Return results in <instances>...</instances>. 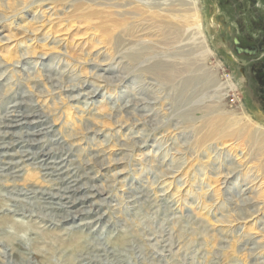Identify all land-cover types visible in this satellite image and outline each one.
<instances>
[{
	"label": "rangeland",
	"instance_id": "rangeland-1",
	"mask_svg": "<svg viewBox=\"0 0 264 264\" xmlns=\"http://www.w3.org/2000/svg\"><path fill=\"white\" fill-rule=\"evenodd\" d=\"M84 2L75 6L74 0H0V77L5 76L0 89V114L21 92L32 96V104L46 117L59 140L58 145L49 142L53 146L43 152L73 151L67 159L75 167L76 178L106 191L103 199L98 198L104 200L103 207L96 208L90 218L62 223L66 212L88 209L76 206L59 211L52 204L57 200H43L42 193L61 195L63 183L56 178L47 181L48 177L30 167L12 182L0 176V264H13L6 252L10 243L18 244L24 257L37 254L33 264H264V175L254 168L256 161L243 165L252 148L240 147L230 139L216 140L210 134L222 116L256 113L246 95L251 82L247 78L243 81L245 69L241 67L245 60L232 58L227 41L232 23L226 26V32L222 30L228 15L222 23L214 0ZM145 58L176 67L180 75H175L174 86H184L187 78L196 77L197 87L189 88L185 116L175 115L165 98L170 85L161 88L164 94L143 78V65L139 63ZM118 61H123L127 81L107 85L94 80V75L104 73L101 69L115 66ZM120 68L105 75H120ZM43 69L52 72L53 81L43 77ZM82 82L102 86L98 97L71 102L66 97L78 93L60 92L65 85ZM90 89L88 85L84 91ZM132 95L155 100L157 122L147 118L149 122L145 123L144 112L124 114L123 105ZM259 110L264 113V109ZM255 120L264 123V119ZM138 135L147 141L140 149L128 140ZM118 145H124V149ZM63 152L58 153L60 157ZM224 159L242 165L245 171L241 174L250 167L252 174L236 175L230 180L211 174L212 167L219 171L224 166ZM234 192L253 203L254 213L245 219L239 220L232 211L229 199L235 200ZM85 195L76 193L73 198ZM80 223L86 226L74 228ZM250 247L254 253L249 252Z\"/></svg>",
	"mask_w": 264,
	"mask_h": 264
},
{
	"label": "bare ground",
	"instance_id": "bare-ground-1",
	"mask_svg": "<svg viewBox=\"0 0 264 264\" xmlns=\"http://www.w3.org/2000/svg\"><path fill=\"white\" fill-rule=\"evenodd\" d=\"M50 1V0H49ZM65 1V0H62ZM75 3L73 5L75 6H81L83 5L85 2L84 1H88L90 3H93L94 0H74ZM95 1H100V0H95ZM108 1V0H107ZM118 1V0H115ZM139 1V0H138ZM68 2V1H67ZM103 2V1H102ZM105 2V1H104ZM114 2V1H113ZM130 2V1H129ZM100 3V2H99ZM106 3V2H105ZM116 3V2H115ZM114 3V4H115ZM158 3V2H157ZM102 4V3H101ZM108 4V3H107ZM110 4V3H109ZM112 4V2H111ZM110 4V6H111ZM119 4V3H118ZM152 4V3H151ZM161 4V2H160ZM69 5V4H68ZM72 5V4H71ZM104 5V4H103ZM123 5V4H122ZM70 6V5H69ZM102 6V5H101ZM127 6V5H125ZM130 6V5H129ZM134 6V5H131ZM142 6V5H141ZM105 7V5L103 6ZM102 7V8H103ZM108 7V6H107ZM114 7V6H113ZM119 7V6H118ZM112 8V7H110ZM131 8V7H130ZM145 8V7H144ZM161 9L160 7H156ZM163 8V7H162ZM83 9V8H82ZM107 9V8H105ZM104 9V10H105ZM136 9V8H135ZM155 9V8H153ZM103 10V11H104ZM119 10V9H118ZM158 10V9H157ZM113 12V10H111ZM127 11V10H124ZM132 11V10H130ZM136 11V10H135ZM109 12V11H108ZM129 12V11H128ZM154 12V11H152ZM158 12V11H157ZM145 13V12H144ZM155 13V12H154ZM117 14V13H116ZM132 13H130L131 15ZM134 14V13H133ZM142 14V13H140ZM139 14V15H140ZM148 14V13H147ZM145 15V14H144ZM126 17H128L127 15H124ZM142 16V15H141ZM131 16H129L130 18ZM140 17V16H139ZM226 20L228 18V16H225ZM40 19V18H39ZM124 19V18H123ZM132 19V18H131ZM121 21V20H120ZM146 24V23H145ZM126 25V24H125ZM131 25V24H130ZM139 27V26H138ZM141 27V26H140ZM127 28H125V32H126ZM130 30V29H128ZM145 30L144 28L141 30L143 31ZM136 31V30H135ZM134 31V32H135ZM124 32V33H125ZM144 32V31H143ZM129 33V32H128ZM137 33V32H136ZM133 34V32H132ZM118 42V41H117ZM156 45V44H155ZM162 45V44H160ZM146 46V45H145ZM148 46V45H147ZM158 46L156 45V48ZM116 48V47H115ZM144 48V47H143ZM142 49V48H141ZM159 49V48H158ZM138 50V49H137ZM143 50V49H142ZM150 50V48H149ZM116 51V50H115ZM150 52V51H149ZM153 53V52H151ZM116 55V53H114ZM150 54V53H149ZM232 54V58L235 60H240L239 58H236V56ZM121 55V54H120ZM141 55V54H140ZM143 55V54H142ZM145 55V52H144ZM143 55V56H144ZM167 55V54H166ZM136 56V55H134ZM133 56V57H134ZM150 56V55H149ZM154 56V55H152ZM151 56V57H152ZM158 56V55H157ZM156 56V57H157ZM114 57V56H113ZM122 57V56H120ZM148 58V57H147ZM161 58V57H160ZM164 58V57H163ZM166 58V57H165ZM169 58V57H168ZM121 59V58H120ZM146 59V58H145ZM157 59V58H156ZM180 59V57H179ZM179 59L177 61H179ZM123 60V59H122ZM128 60V59H127ZM135 60V59H134ZM162 60V59H161ZM165 60V59H164ZM163 61V60H162ZM160 60H152V58L150 60H145L142 61L141 63H139V65H143V67H139L141 69V72L143 71V75L145 79L149 80L150 86H152L154 89H160L163 90L165 89L167 86L170 85L169 89H168V93L167 96L165 97L166 100H169V106L172 110V112H176L175 115L180 114L182 117L185 116V113L187 111V109H185L184 107L187 105L188 101L190 100V96H189V88L191 87L194 88L196 86V77L193 76L192 78H187L188 80H186V82L184 83V86H177V85H173L174 83V77L176 74H178L177 68L171 65H168L170 63H164ZM183 61V60H181ZM123 61H118L116 63L115 66H110L106 69H101L102 72H104L103 74H99V75H94L93 78L94 80L100 82V83H104L107 85H113L114 83H121L124 80L127 81L125 74H127L124 71V65H121ZM169 62V61H167ZM174 62V61H173ZM184 62V61H183ZM187 63V61H186ZM194 63V62H193ZM134 65V64H133ZM182 65V64H181ZM189 65V64H187ZM193 65V64H192ZM123 66V68H122ZM179 66V65H178ZM183 66V65H182ZM121 67V68H120ZM129 67V66H127ZM131 67V66H130ZM180 67V66H179ZM16 68V66H15ZM51 68V67H50ZM118 68H120L122 70V72H120V75L118 74L115 77H111L109 75H105V74H112L115 73L116 71H118ZM191 68V67H190ZM200 68V67H199ZM1 69V66H0ZM53 69V68H51ZM134 69V68H133ZM139 69V70H140ZM197 69V68H196ZM127 70V69H126ZM136 70V69H135ZM134 70V71H135ZM181 70V69H180ZM183 70V68H182ZM185 70V69H184ZM193 70V69H192ZM200 70V69H199ZM54 71V70H53ZM133 71V72H134ZM196 71V70H195ZM66 72V71H65ZM128 72V70H127ZM45 73V74H44ZM51 73L50 71H44L43 69V77L45 76L47 78V81L51 82ZM63 73V72H62ZM130 73V72H129ZM140 73V72H139ZM182 73V72H181ZM61 74V73H60ZM59 76H63L64 78L67 77L68 75H60ZM72 74V73H71ZM189 74V73H187ZM198 74V73H197ZM4 75V74H3ZM128 75V74H127ZM140 75V74H138ZM137 75V76H138ZM180 75V73L178 74ZM8 76V75H7ZM131 76V75H130ZM136 76V77H137ZM184 76V75H183ZM191 76V75H190ZM40 77V76H39ZM71 77V76H70ZM2 78V79H1ZM77 78V77H76ZM178 80V77H176ZM182 78V75H181ZM36 79V78H35ZM63 79V78H62ZM69 79V78H68ZM78 79V78H77ZM138 79V77H137ZM5 80V76L3 78V76L0 77V89L1 87L4 86V81ZM9 79H7L8 82ZM54 80V79H53ZM52 80V81H53ZM134 80L132 79L131 82H133L134 84ZM32 81V80H31ZM59 81V79H58ZM57 81V82H58ZM138 81V80H137ZM185 81V80H183ZM56 82V83H57ZM9 83V82H8ZM18 83V81H17ZM62 82H59V84ZM80 83V82H79ZM136 83V82H135ZM176 83V82H175ZM54 84V83H53ZM138 84V83H136ZM148 84V85H149ZM200 84V83H199ZM58 85V83L56 84ZM91 87V89L89 91H84L85 88ZM145 85V84H144ZM143 85V86H144ZM18 86V85H16ZM35 86V85H34ZM65 85L64 90H60L64 91V92H69L70 94L72 93H78V95L76 96H71L70 99L68 98V101H78L81 99L84 100H94L96 97H98L99 92H100V86H97V83L95 86H91L90 84H85L84 82L81 83V85H69L67 86ZM117 86V84L115 85ZM159 87V88H158ZM197 87V86H196ZM250 86H248L247 88H249ZM132 88V87H131ZM163 88V89H161ZM5 89V88H3ZM34 89V88H33ZM138 89V88H136ZM156 89V91H157ZM166 89V91H167ZM142 90V89H140ZM133 91V90H132ZM193 91V90H191ZM6 92V91H5ZM38 92V91H36ZM52 92V91H51ZM55 92V91H54ZM83 92V93H82ZM129 92V91H128ZM127 92V93H128ZM199 92V91H198ZM59 93V91H58ZM164 93V90L163 92ZM6 94V93H5ZM69 94V95H70ZM139 94V93H137ZM146 94V93H145ZM149 94V93H148ZM147 94V95H148ZM151 94V93H150ZM165 94V93H164ZM44 95V94H43ZM52 95V93H51ZM127 95V94H126ZM153 95V94H152ZM155 95V94H154ZM153 95V96H154ZM42 96V95H41ZM151 96V95H150ZM160 96V94H159ZM158 96V98H159ZM196 96V95H195ZM193 95V98L195 97ZM32 97V96H31ZM31 97L29 95H26L25 93L18 94L17 100L14 102H9L7 107H4L3 109V113L0 114V176L1 177H7L9 178L8 180L11 179V182L14 180H18L19 178L22 177L21 173L25 171V169L27 167H30L31 169L34 170H38L37 174H40V176L42 175L43 177H48L49 180L47 181H55V179H51V178H56L58 180V182L63 183L64 187L62 191L61 195H54L51 193L45 194L42 193L44 196L45 201H56L57 203L53 205H56V207H54V209L59 210V211H63L64 209L67 208H75L76 206H81V208L87 207L88 209L83 210H77L75 212H66L67 216L63 217L62 223H67V221H71L73 222V219H78L81 217H85V218H90V216L96 212V208L97 210H99V208L103 207V202L104 200H100L98 198H100L101 196H103V194L106 192L104 191V189H99L94 185H89V184H82L83 182H81L80 179H77L76 175L77 172L75 171V167L72 168V164L70 163V160L67 159V157L71 156L72 152L71 150H66V152H63L64 150L62 149L61 151H59L58 153H64V155H62L63 157H60V154L56 153L55 151L53 152L52 149H49L46 152H43L50 144L49 142H51L53 145H58L59 140L55 139V135H53V131L51 130V127L49 126V123L47 122V119L44 115H42L39 111V109L37 108L36 105L32 104V101L30 100ZM37 97V96H36ZM35 97V98H36ZM45 97V95L43 96ZM155 97V96H154ZM12 98V97H10ZM157 98V97H156ZM157 98V99H158ZM2 99V95L0 92V100ZM41 99V98H39ZM120 99V98H119ZM125 99V98H124ZM127 99V98H126ZM160 99V98H159ZM158 99V100H159ZM164 99V98H163ZM202 99V98H201ZM5 100V99H4ZM164 99V101L167 103ZM116 101V100H115ZM155 100L152 99V101L150 100V98L148 99H141L138 98L134 95L130 96V99H127V102H125L126 104L123 105L124 107V114L125 115H129V116H133L134 114H136L137 112H144L145 115H142L143 121L145 123L149 122V121H156V114L153 113V106H154V102ZM195 102V101H194ZM198 102V101H197ZM200 103V102H198ZM197 103V104H198ZM10 104H12L10 106ZM148 106H151L150 108H148ZM156 106V105H155ZM157 107V106H156ZM195 107V106H194ZM121 108V107H120ZM121 108V109H123ZM159 108V107H158ZM162 108V106H161ZM191 108V107H190ZM253 111H255V114H252L250 112H243L241 115L242 116H237V115H232V116H222L221 119L219 120L218 123H215V120L213 121L216 126L214 130H211L210 134H212L215 139L217 140H226V139H230L237 141L238 142V146H246V147H250V151L251 148L253 149L252 153L250 156H248V159L246 160V164L244 163L243 165H246L251 162V161H256V163L254 165L257 164L256 170L260 171V173H262V175H264V123L262 124L260 121L258 122L257 120H255V118L257 117L258 119H264V113H262L259 108L255 105L252 104L251 107ZM117 109V108H116ZM155 109V108H154ZM164 109V108H163ZM162 109V110H163ZM160 110V109H159ZM194 110V109H193ZM192 110V111H193ZM196 111V110H195ZM160 112V111H159ZM48 114V113H47ZM115 114V113H114ZM188 114V113H187ZM186 114V116H187ZM116 115V114H115ZM115 115H113L115 117ZM119 115V114H118ZM121 115V114H120ZM119 115V116H120ZM135 117V116H134ZM141 117V116H139ZM161 117V116H160ZM217 117V116H216ZM122 118V116H121ZM127 118V117H126ZM132 118V117H131ZM149 118V119H147ZM185 118V117H184ZM112 119V116H111ZM118 119V118H116ZM149 120V121H146ZM158 119V117H157ZM171 119V117H170ZM189 119V118H188ZM216 119V118H215ZM113 120V119H112ZM133 120V119H132ZM164 120V119H163ZM181 120V119H180ZM186 120V119H185ZM193 120V119H192ZM218 120V119H217ZM162 121V120H160ZM159 121V122H160ZM117 121H115L116 123ZM130 122V121H129ZM157 122V121H156ZM165 122V120H164ZM138 122H136L137 124ZM174 123V122H173ZM177 123V122H176ZM213 123V124H214ZM119 124V123H118ZM141 124V123H140ZM138 124V125H140ZM163 124V123H162ZM167 124V123H166ZM121 124H119L120 126ZM146 125V124H145ZM150 125V124H149ZM177 125V124H176ZM180 125V124H179ZM136 126V125H134ZM147 126V125H146ZM159 125H157L158 127ZM164 126V125H163ZM175 126V125H173ZM156 127V125H155ZM185 127V126H184ZM83 128V127H82ZM152 128V126H151ZM172 128V127H171ZM181 128L182 125H181ZM186 128V127H185ZM87 129V128H86ZM89 129V128H88ZM154 129V128H153ZM152 129V130H153ZM180 129V128H179ZM213 129V128H212ZM90 130V129H89ZM151 130V129H150ZM165 130V129H164ZM186 130V129H185ZM88 131V130H87ZM86 131V133H87ZM156 131V130H155ZM90 132V131H89ZM140 132V130H139ZM178 133V132H177ZM207 134L209 135V132H207ZM206 134V135H207ZM141 135V134H139ZM135 136L133 138H128V140L130 142H132V146L140 149V147H142L147 141L146 138L141 137V136ZM211 136V135H210ZM213 137V138H214ZM39 138V139H38ZM49 139V140H48ZM67 139V138H66ZM64 140V139H63ZM127 140V141H128ZM136 140V141H135ZM159 140V139H158ZM126 141V140H124ZM156 142V141H155ZM120 143V142H119ZM235 143V142H234ZM50 145V146H53ZM230 145V144H229ZM119 146V145H118ZM124 146V145H121ZM121 146H119L121 148ZM126 146V145H125ZM37 149L38 151H33V149ZM55 148V147H54ZM64 148V147H63ZM123 148V147H122ZM121 148V149H122ZM213 148V147H212ZM244 148V147H243ZM24 149V150H23ZM58 149V148H57ZM124 149V148H123ZM74 150V149H73ZM186 150V149H184ZM188 150V149H187ZM186 150V151H187ZM213 150H216L213 149ZM77 151V150H76ZM129 151V150H127ZM164 151V150H163ZM183 151V150H182ZM214 152V151H213ZM219 152V151H217ZM175 154V153H174ZM249 154V153H248ZM92 155V154H91ZM176 155V154H175ZM93 156V155H92ZM102 156V155H101ZM130 156V155H128ZM132 156V155H131ZM130 156V157H131ZM182 156V155H181ZM71 158V157H70ZM91 158V156H90ZM226 158H228V156H226ZM17 159V160H16ZM16 160V161H15ZM166 160V159H165ZM173 160V159H172ZM171 160V162L173 163V161ZM225 160V159H224ZM114 161V160H113ZM119 161V160H118ZM229 160H225V164L224 166L221 167V169H219V171H217V169H214L212 166L211 168V174L214 175H224L227 179H233L234 177H236V175H250L252 174V171L250 169V167L246 170L245 174H241V172L245 171L244 168L242 167V165H235L234 162L231 160V162H228ZM91 162V161H90ZM162 162V161H160ZM72 163V162H71ZM85 163V161H84ZM97 163V162H96ZM103 163V162H102ZM117 163V162H116ZM159 163V162H158ZM170 163V162H169ZM171 163V164H172ZM239 163V162H238ZM90 164V163H89ZM95 164V163H94ZM99 164V163H98ZM148 164V163H147ZM166 164V163H165ZM182 164V163H181ZM86 165V164H85ZM162 164H160L161 166ZM74 166V165H73ZM215 166V165H214ZM220 166V165H219ZM248 166H250V164H248ZM77 167V166H76ZM85 167V166H84ZM104 167V166H103ZM148 167V166H147ZM169 167V166H167ZM102 168V167H101ZM166 168V167H165ZM220 168V167H219ZM92 169V168H91ZM96 169V168H95ZM156 169V168H155ZM174 169V168H173ZM33 170V171H34ZM159 170V169H157ZM156 170V171H157ZM176 170V168H175ZM225 170V171H224ZM89 171V170H88ZM166 171V170H164ZM169 171V170H168ZM173 172V170H171ZM170 171V172H171ZM209 171V170H208ZM224 171V172H223ZM255 171V170H254ZM177 172V171H176ZM25 173H29L25 172ZM83 173V172H82ZM156 173V172H155ZM244 173V172H243ZM258 173V172H256ZM91 174V173H90ZM164 174V172H163ZM89 175V174H88ZM166 176V174H164ZM261 175V174H260ZM169 176V175H168ZM223 176V177H224ZM81 177V176H80ZM79 178V177H78ZM87 178V177H86ZM167 178V177H166ZM46 179V178H45ZM89 179H95L94 178H89ZM255 180V179H254ZM2 181V180H1ZM85 181V179H84ZM30 183L29 181H26ZM57 182V183H58ZM81 182V183H80ZM156 182V181H155ZM15 183V182H13ZM20 183V181H19ZM12 184V183H11ZM48 184V183H46ZM50 184V183H49ZM48 184V185H49ZM56 184V183H55ZM3 185V184H2ZM20 185V184H19ZM25 186V185H24ZM26 187V186H25ZM27 188V187H26ZM109 188V187H108ZM12 189V188H11ZM30 189V188H29ZM129 189V188H128ZM13 191V190H12ZM108 191V190H107ZM236 191V190H235ZM243 191H246L243 190ZM19 192V191H18ZM23 192V191H22ZM126 192V191H125ZM137 192V191H136ZM33 195L34 193H38V192H32ZM76 193H85V196H81L78 198H73L75 197L74 194ZM131 193V192H130ZM230 193V191H229ZM125 194V193H124ZM143 194V193H142ZM235 194V192L233 193ZM22 195V194H21ZM36 195V194H35ZM11 196V195H10ZM30 197V196H29ZM102 198V197H101ZM235 200H231L229 199V201L232 204V211H234L238 216L239 220L240 219H245L244 216L248 217V215L253 214L254 213V206L253 203L251 202L250 199L247 198H242V196L240 194H235L234 196ZM14 199V198H13ZM19 199V197H18ZM39 199V198H38ZM97 199V201H96ZM103 199V198H102ZM137 199V198H136ZM227 199V198H226ZM66 202H61V201H65ZM131 200V199H130ZM42 201V200H41ZM91 201H93V203H90ZM143 201V200H142ZM141 201V202H142ZM18 202V201H17ZM30 202V201H29ZM49 202V203H50ZM90 203L88 206H86L85 204ZM129 202V201H128ZM135 202V201H134ZM137 202V201H136ZM148 202V201H147ZM151 202V201H150ZM149 202V203H150ZM227 202V201H226ZM31 203V202H30ZM109 203V202H108ZM133 203V202H132ZM131 203V204H132ZM17 204V203H16ZM29 205V203H27ZM130 204V203H129ZM135 204V203H134ZM51 205V204H50ZM32 206V205H31ZM106 206V205H105ZM26 207V206H25ZM80 208V207H79ZM165 208V207H164ZM37 209V208H36ZM40 209V208H39ZM78 209V208H77ZM114 209V208H113ZM169 209V208H168ZM38 210V209H37ZM29 211V210H28ZM35 211V210H34ZM65 211V210H64ZM114 211V210H113ZM258 211V210H257ZM5 212V211H4ZM37 212V211H36ZM116 212V211H115ZM8 213V212H7ZM22 213V212H21ZM48 213V212H46ZM52 213V212H51ZM64 213V212H62ZM71 213H74L75 215H69ZM16 214V213H15ZM20 214V213H19ZM34 214V213H32ZM5 215V214H4ZM24 215V214H23ZM105 214L98 216L97 220H100L101 217H103ZM114 216V215H113ZM47 217V216H46ZM111 218V217H110ZM109 218V219H110ZM57 219V218H56ZM96 219V218H95ZM13 220V219H12ZM33 221V219H31ZM35 220V219H34ZM39 220V219H38ZM45 221V220H44ZM57 221V220H56ZM29 222V221H28ZM27 222V223H28ZM59 222V221H58ZM99 222V221H98ZM33 223V222H32ZM36 223V222H35ZM34 223V224H35ZM61 223V222H60ZM92 223V222H91ZM30 224V223H29ZM52 224V223H51ZM88 224V223H87ZM61 225V224H60ZM75 225V224H73ZM85 224H81L78 226H74V228H79L81 226H83ZM25 226V225H24ZM32 226V225H31ZM34 226V225H33ZM38 226V225H37ZM63 226V225H62ZM86 226V225H85ZM49 227V226H48ZM127 227V226H126ZM82 228V227H81ZM40 229V226H39ZM42 229H44L42 227ZM46 229V228H45ZM44 229V231H45ZM50 229V228H49ZM52 230V229H50ZM124 230V229H123ZM42 231V230H40ZM42 231V232H44ZM48 231V230H47ZM122 231V230H121ZM125 231V230H124ZM127 231V230H126ZM7 232V231H6ZM41 232V233H42ZM118 232V231H117ZM128 232V231H127ZM48 233V232H47ZM46 233V234H47ZM82 233V232H81ZM122 233V232H121ZM70 234V233H69ZM32 235V234H31ZM93 236V235H92ZM35 238V237H34ZM37 238V237H36ZM126 238V237H125ZM127 239V238H126ZM85 240V239H84ZM40 241V240H39ZM248 243V240H246ZM78 242V241H77ZM84 242V241H83ZM250 242V241H249ZM245 243V242H244ZM47 244V243H46ZM74 244V243H73ZM8 244H6L7 246ZM27 245V244H25ZM48 245V244H47ZM248 245V244H247ZM5 246V245H4ZM27 247V246H26ZM88 247V245H87ZM244 247V246H243ZM29 249V248H28ZM22 249H19V245L18 244H12L10 243L8 249L6 250L7 255L13 260V264H33V260L34 263L37 261L35 259V256L37 254L34 253H30L31 255H29L30 257L23 256V252H21ZM81 250V249H80ZM248 250V248H247ZM29 251V250H28ZM27 251V252H28ZM82 251V250H81ZM91 251V250H90ZM5 252V253H6ZM83 252V251H82ZM249 252L254 253L255 250L253 249V247L249 248ZM80 253V252H79ZM89 253V252H88ZM91 255L93 253H90ZM251 254V253H250ZM3 255V254H2ZM34 255V256H33ZM79 255V254H78ZM81 255V253H80ZM46 256V255H45ZM85 256V255H84ZM97 256V255H96ZM42 257V256H41ZM101 257V256H100ZM40 258V257H39ZM46 258V257H45ZM78 258V257H77ZM85 258V257H84ZM94 258V257H93ZM97 258V257H96ZM3 259V258H2ZM68 259V258H67ZM80 259V258H79ZM90 259V258H89ZM48 260V259H47ZM76 260V259H75ZM93 260V259H92ZM81 261V260H80ZM94 261V260H93ZM119 261V260H118ZM42 262V261H41ZM39 262V263H41ZM120 262V261H119ZM99 263V262H98ZM2 264H4L2 262ZM69 264V263H68ZM75 264V263H74ZM90 264V263H89ZM102 264V263H101Z\"/></svg>",
	"mask_w": 264,
	"mask_h": 264
},
{
	"label": "flooded vegetation",
	"instance_id": "flooded-vegetation-1",
	"mask_svg": "<svg viewBox=\"0 0 264 264\" xmlns=\"http://www.w3.org/2000/svg\"><path fill=\"white\" fill-rule=\"evenodd\" d=\"M214 1L222 23L225 15L229 17V21L224 26L222 24V30L226 32V26L233 25V29L227 32L231 52L236 58L245 60L241 67L245 69L243 81L246 82L247 78L251 82V90L246 95L250 96L251 105L264 109V0Z\"/></svg>",
	"mask_w": 264,
	"mask_h": 264
}]
</instances>
